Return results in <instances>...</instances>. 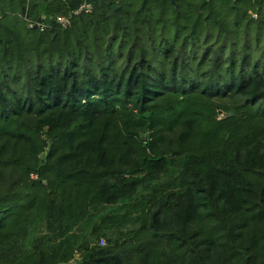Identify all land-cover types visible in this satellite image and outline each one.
<instances>
[{"label":"trees","instance_id":"obj_1","mask_svg":"<svg viewBox=\"0 0 264 264\" xmlns=\"http://www.w3.org/2000/svg\"><path fill=\"white\" fill-rule=\"evenodd\" d=\"M82 2L0 0V264H264V0ZM124 200L77 261L25 246Z\"/></svg>","mask_w":264,"mask_h":264},{"label":"rangeland","instance_id":"obj_2","mask_svg":"<svg viewBox=\"0 0 264 264\" xmlns=\"http://www.w3.org/2000/svg\"><path fill=\"white\" fill-rule=\"evenodd\" d=\"M173 172L171 170L159 176L156 183L168 180ZM143 193L145 189H141L137 196ZM130 202L131 200H124L110 206L96 204L78 218L65 223L41 216L32 217L22 232L25 246L30 249L40 242L53 246L68 239L72 243L74 260L77 261L83 255V245H104L108 237L126 234L136 226L137 214L128 206ZM101 239L104 243H101Z\"/></svg>","mask_w":264,"mask_h":264},{"label":"built area","instance_id":"obj_3","mask_svg":"<svg viewBox=\"0 0 264 264\" xmlns=\"http://www.w3.org/2000/svg\"><path fill=\"white\" fill-rule=\"evenodd\" d=\"M91 6L90 3H88V0H83L82 4H80L74 11L73 14L77 15L85 11H90ZM44 19V17H43ZM58 24H62V26H67L70 22V17L66 16H57L54 20ZM29 27H38L40 30H44L48 27V24L45 22H35L31 23ZM101 243H104V241L101 239Z\"/></svg>","mask_w":264,"mask_h":264},{"label":"water","instance_id":"obj_4","mask_svg":"<svg viewBox=\"0 0 264 264\" xmlns=\"http://www.w3.org/2000/svg\"><path fill=\"white\" fill-rule=\"evenodd\" d=\"M171 1L174 2L175 0H171ZM113 8L115 9L116 6L114 5ZM233 113H234L233 110H231V111L229 112V115H233Z\"/></svg>","mask_w":264,"mask_h":264}]
</instances>
